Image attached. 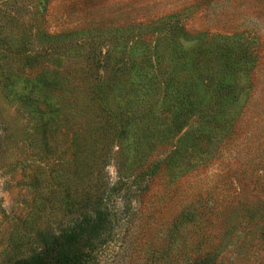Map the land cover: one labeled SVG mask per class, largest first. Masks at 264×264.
<instances>
[{"label": "rangeland", "instance_id": "1", "mask_svg": "<svg viewBox=\"0 0 264 264\" xmlns=\"http://www.w3.org/2000/svg\"><path fill=\"white\" fill-rule=\"evenodd\" d=\"M0 24V264L113 189L120 148L126 178L155 177L113 191L89 264H264V0H0ZM39 72L48 117L21 97ZM106 104L136 124L126 140L92 130Z\"/></svg>", "mask_w": 264, "mask_h": 264}, {"label": "trees", "instance_id": "2", "mask_svg": "<svg viewBox=\"0 0 264 264\" xmlns=\"http://www.w3.org/2000/svg\"><path fill=\"white\" fill-rule=\"evenodd\" d=\"M165 24L166 23L163 20L158 21L153 26L159 29H163ZM168 26H171V31L174 30L172 28V22ZM9 38L10 37L8 35L6 37H1L0 34V44L5 43L3 47L0 46V57L2 58H12V47ZM173 40L175 39H172V41ZM156 51L157 50L154 51L155 60L153 62L147 61L146 52H140L135 55L134 59H140L142 63L133 65L132 76L134 78H139L140 82L146 83L150 81L155 75L156 71L158 72L162 70L160 62L158 60L159 56L158 54L156 55ZM178 55L179 59L181 58V56H183V54L180 53ZM7 67L4 66V68L6 69ZM123 72L121 74H123ZM2 75L4 81L9 82L15 79L14 76L17 75V72L13 69L12 66H9L7 71H4V73L2 72ZM38 75L40 76H37L35 78L36 81L34 83L37 85H33L28 94L21 97L22 99H24V101L30 100L31 102H35L37 109L43 106L45 110L44 113L48 117L51 116L50 114L52 113L53 109L55 110V112L57 111V106H53L40 93L39 85L45 82V79L42 80V78H45V76L40 72ZM103 86L105 87L104 84ZM139 87L140 89L143 88L142 85H140ZM33 95H35L34 101ZM102 110V112L104 113L102 115V118H104V122H102L101 120L98 122H94L92 126V130L94 131V133L95 131L102 130L103 134L105 135V140L107 142H110V144H115L117 139L126 140L128 138L127 134H129V130L131 131L132 129H134V127H136V124L131 121V119L125 120L123 118L124 114L115 112L110 107H108L107 104ZM44 125L47 126L48 122H45ZM94 138V136H90L89 139L92 142ZM123 153L124 152L122 148H120L119 151L115 153V155H117L118 157L117 167L119 169V172L117 173L116 178L112 179L115 183L110 184V186H113L114 188H109L104 196H100L98 199H92L87 196V200L84 203L83 213L77 222L73 223L67 229H64L63 232L59 235L51 236L45 242L42 250L35 254L33 257L16 261L13 264H89L91 254L95 251L94 243H96V240L99 236H103L108 231L113 221L112 207L109 204L110 197L114 196L115 194L113 191H115L118 185H121V183L123 182L126 187L130 188L132 192H135V190L139 188H146L153 182V178L155 177V175L153 174H148L146 176L141 174L139 177H134L133 179L126 178L124 174L125 166L124 164L120 163V158L123 156ZM121 198L124 197H121V195L118 197V204L124 202V199ZM131 202L132 199L129 203L130 205L133 204ZM216 215L217 213L210 215L206 214L203 216V218H207L208 216L212 218ZM182 218V221H192L193 219L195 220L196 218H200V216L191 214L190 212H184L182 214Z\"/></svg>", "mask_w": 264, "mask_h": 264}]
</instances>
